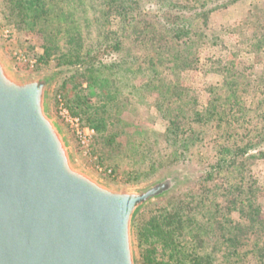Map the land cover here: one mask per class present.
<instances>
[{
    "label": "trees",
    "instance_id": "1",
    "mask_svg": "<svg viewBox=\"0 0 264 264\" xmlns=\"http://www.w3.org/2000/svg\"><path fill=\"white\" fill-rule=\"evenodd\" d=\"M142 1L0 0V5L18 29L42 34L36 65L54 57L57 67L71 66L56 94L96 130L94 142L99 135L108 142L115 136L108 125L115 124L114 114L121 121L120 109L111 113L126 97L112 76L123 71L131 79L145 78L141 86L156 93L154 106L166 121L162 137L169 154L163 158L147 144L141 156L149 159L150 168L178 164L188 156L209 160L203 189L190 187L180 203L167 201L135 222L141 264H264V215L248 169L249 158L256 156L252 150L264 157V68L240 71L217 59L222 81L208 87L203 102L179 76L196 65L203 47L220 42L203 28L220 7L213 3L217 0H159L146 11ZM253 18L248 20L256 25L249 52L264 58V12ZM93 31L97 41L85 46ZM106 131L109 135L103 136ZM206 146L211 153H201Z\"/></svg>",
    "mask_w": 264,
    "mask_h": 264
},
{
    "label": "water",
    "instance_id": "2",
    "mask_svg": "<svg viewBox=\"0 0 264 264\" xmlns=\"http://www.w3.org/2000/svg\"><path fill=\"white\" fill-rule=\"evenodd\" d=\"M51 75H18L0 52V264H138L139 212L184 180L107 184L76 160L50 113Z\"/></svg>",
    "mask_w": 264,
    "mask_h": 264
},
{
    "label": "rangeland",
    "instance_id": "3",
    "mask_svg": "<svg viewBox=\"0 0 264 264\" xmlns=\"http://www.w3.org/2000/svg\"><path fill=\"white\" fill-rule=\"evenodd\" d=\"M158 1L143 0L140 6H143L142 9L145 11L148 8L154 9ZM228 1L217 0L213 2L219 4L220 7L209 14L203 27L207 34L219 37L220 42L203 47L200 60L196 65L181 72L179 76L184 85L199 91V97L203 102L207 100L208 87L211 85L218 86L222 81V75L217 70L219 69L217 59L220 60L221 65L232 66L234 64L233 66L240 71L244 70L245 67L253 68L255 71L264 68L263 55L260 54L259 58H256L251 56L249 52L252 49V38L256 30V25L250 24L249 21L255 20L253 14L264 12V0H233V2L223 6V3ZM7 17L6 8L0 5V52L11 63L18 75H51L53 77L49 90V111L55 116L57 86L61 81L60 79L64 75H68L72 68L71 66L57 67L54 57H51L47 64L39 63L34 68H29L26 64L16 61L15 52L21 51L28 56L35 57L42 53L44 40L42 34L37 31L18 29ZM94 32L92 36L86 38L85 46H88L91 41H97ZM60 45L61 48L66 49L63 40L60 41ZM109 57L103 54L100 56L104 60H108ZM112 77L115 79V87L120 89L121 96L124 95L123 97L126 99H121L120 105L111 113L113 116L117 109H120L118 118L121 119L118 122L114 114L112 120L115 124L108 125L109 131L112 130L115 134L111 142L99 135L98 139L93 141L91 145L90 154L83 155L79 152L74 137L63 127L69 137L76 160L86 170L107 184L117 187H143L167 172L178 170L185 174V180L174 191L144 207L137 216L135 221L137 222L139 217L148 218L150 209L165 205L167 201L174 204L180 203L186 198L185 194L188 188L191 187L196 191L203 189L201 177L209 160L202 159L200 162L195 156H188V160L178 164L155 165L154 168H150L149 159H143L141 156L142 150L147 144L150 143L153 151L163 158L169 154L162 137L166 121L154 106L156 93L151 92L150 87L141 86L145 79L143 77L131 79L130 75L123 71H116ZM133 84L135 88H132ZM90 100L92 102L99 101L98 96H91ZM123 122L128 124L125 125ZM206 130V138L208 139L212 129L208 127ZM102 135L108 136L109 134L106 131ZM209 148L210 146L201 147V153H211ZM256 150L250 152L255 153L256 156L249 158L248 169L257 182L259 188L257 203L264 215V157L258 156ZM96 165L112 168L113 174L98 172L95 169ZM136 250L138 264H141L137 239ZM234 264L243 263L236 262Z\"/></svg>",
    "mask_w": 264,
    "mask_h": 264
},
{
    "label": "built area",
    "instance_id": "4",
    "mask_svg": "<svg viewBox=\"0 0 264 264\" xmlns=\"http://www.w3.org/2000/svg\"><path fill=\"white\" fill-rule=\"evenodd\" d=\"M14 56L16 61L26 64L29 68H34L37 63L35 56H28L21 51L15 52ZM55 116L67 129L68 133L74 137L80 150L79 152L83 155L90 154L89 151L96 136V130L91 126L84 125L80 116L70 112L64 104L63 97L60 93L56 94ZM95 169L98 172H104L108 175L113 174V170L110 167L96 165Z\"/></svg>",
    "mask_w": 264,
    "mask_h": 264
}]
</instances>
